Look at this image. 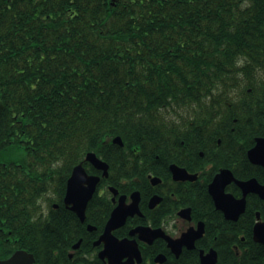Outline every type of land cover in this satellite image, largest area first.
<instances>
[{
  "label": "trees",
  "instance_id": "1",
  "mask_svg": "<svg viewBox=\"0 0 264 264\" xmlns=\"http://www.w3.org/2000/svg\"><path fill=\"white\" fill-rule=\"evenodd\" d=\"M258 79L264 0H0V153L49 160L53 181L87 151L136 158L207 114L251 112ZM54 225L28 247L39 264L49 248L51 264L72 261L81 235Z\"/></svg>",
  "mask_w": 264,
  "mask_h": 264
},
{
  "label": "flooded vegetation",
  "instance_id": "2",
  "mask_svg": "<svg viewBox=\"0 0 264 264\" xmlns=\"http://www.w3.org/2000/svg\"><path fill=\"white\" fill-rule=\"evenodd\" d=\"M254 101L251 112L231 119L207 114L203 126L155 151L145 146L136 158L125 150L109 162L113 153L96 152L105 167L85 154L77 163L93 191L84 217L73 207L82 206L90 184H80L76 200L68 197L77 163L53 181L49 160H0V246L9 248L0 259L47 245L55 223L81 235L69 241L65 264H264V94ZM223 172L231 175L218 202L211 188ZM120 206L112 235L123 243L116 246L106 229ZM47 253L43 264H51Z\"/></svg>",
  "mask_w": 264,
  "mask_h": 264
},
{
  "label": "water",
  "instance_id": "3",
  "mask_svg": "<svg viewBox=\"0 0 264 264\" xmlns=\"http://www.w3.org/2000/svg\"><path fill=\"white\" fill-rule=\"evenodd\" d=\"M113 141L123 145V140L120 136L115 137ZM252 152H253V150L251 151L250 155L252 154ZM87 160L92 161L96 165L105 164V167H106V163L103 162L102 160H100L97 157L96 153H94V152H89L87 154ZM85 175H86V172H85V169H84L82 163L76 165L74 170H73L71 177L69 178V190H68L69 199L70 200H76L77 199L76 195L79 193L80 184L84 183V182H88L90 184L89 190H88V187H86L84 189V194H83L84 198H83L82 206L81 207H79V206L73 207V209L78 211V213L82 217H84V215H85L86 201L93 191V182H92V180H88L86 178L87 175H86V177H85ZM226 175H231V173L230 172L221 173L217 177V179L215 180V182L213 183L212 188H211V192L215 196V198L217 199L218 202L221 201V198L224 195V185L226 183V180H225ZM121 210H122V207L120 206L114 212L111 220L108 223L107 229H106V233H108L109 239L113 240L114 245H116V246H120L123 243V241L122 242L117 241V239L113 238V235H112V229H114L116 227L115 221H116L117 217L120 216ZM0 264H35V256L33 253H30L26 250H17L9 258L0 259Z\"/></svg>",
  "mask_w": 264,
  "mask_h": 264
},
{
  "label": "rangeland",
  "instance_id": "4",
  "mask_svg": "<svg viewBox=\"0 0 264 264\" xmlns=\"http://www.w3.org/2000/svg\"><path fill=\"white\" fill-rule=\"evenodd\" d=\"M17 150L15 152H4L0 153V160H20V156L24 154V151L22 149L16 148Z\"/></svg>",
  "mask_w": 264,
  "mask_h": 264
}]
</instances>
